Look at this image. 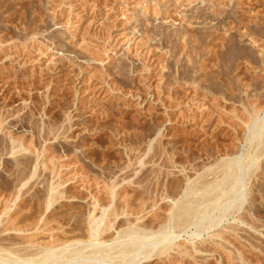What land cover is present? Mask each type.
<instances>
[{
	"label": "rangeland",
	"instance_id": "1",
	"mask_svg": "<svg viewBox=\"0 0 264 264\" xmlns=\"http://www.w3.org/2000/svg\"><path fill=\"white\" fill-rule=\"evenodd\" d=\"M263 52L264 0H0V242L53 240L14 231L39 216L26 189L62 184L84 205L107 202L112 169L126 180L115 205L137 196L118 231L140 218L172 233L186 186L245 157L242 110L256 108L264 127ZM12 140L29 152L13 155ZM257 162L239 178L243 197L212 214L222 223L194 245L196 227L181 233L178 244L201 253L143 264H264V218L251 227L254 206L264 216V155Z\"/></svg>",
	"mask_w": 264,
	"mask_h": 264
},
{
	"label": "bare ground",
	"instance_id": "2",
	"mask_svg": "<svg viewBox=\"0 0 264 264\" xmlns=\"http://www.w3.org/2000/svg\"><path fill=\"white\" fill-rule=\"evenodd\" d=\"M214 6H217V4ZM219 9L218 7L217 9L214 8L213 12L218 15V12H220ZM183 38H185V35ZM246 109L249 108L242 110V115L244 116L242 117L246 120L243 121V124L246 123L247 130L249 129L251 131V145L245 157L243 156L244 158L241 157L240 159H237V157L236 159L230 160H226L225 158L226 161L224 160V163L218 165V168L215 167L217 169H212L213 174L211 172V174L209 173L214 178H210L211 180L208 179L210 176L208 174L206 177L202 176L200 181L195 185L186 186L187 191H185V196L175 203V207L173 206L174 209L171 211V220L174 221L172 222L174 223V228L171 226L173 228L172 233L169 232L170 227L167 225L160 226L158 232H154V229L148 230L146 227L149 226L144 227L145 225L138 224L140 218H137L134 222L127 221L130 223L128 228L123 229L124 231L120 230L121 232L118 231L120 224H122L121 222H123V218L121 219V217L129 218L131 216L130 209H133L137 196L128 201L126 200V204L124 206L121 205L122 207L115 205L117 204V198L121 197L117 188L122 184L124 185L126 180L123 179L120 182L118 181L119 183H115L120 177L116 179L118 172L112 169L111 173L114 175L112 180L114 182H110L112 185L109 186L108 195L110 198L107 202L93 198V202L84 205L83 202L78 200L77 196H72L68 191L61 188L63 187L62 184L55 185L53 182L51 186L47 188L43 187L44 189H35L34 187L31 190L29 188L26 189V195L30 193L28 196L32 195L34 198L35 196L39 197L42 201V205L34 202L37 206L34 205L40 211L37 212L39 216L37 215L38 217L35 218V216L33 217L35 215L34 212L29 213L28 218L30 217V219L26 220L29 222L25 224V231L22 228L15 229L14 231L19 233L32 232L33 238H38L39 235L50 232L49 238L53 240H50L48 243H41L38 238V241L26 242L25 247L22 248H20V245L17 247V244L0 242V264H143V261L149 263L163 256L173 257V254L184 259L186 257L196 256V253H201L202 250L198 246L194 247V249L193 246L189 249L180 246L178 240L182 237L181 233L186 232L191 227H196L197 231L190 235V239L194 245V241L200 239L206 232L211 231L222 223L221 220L223 219L221 218L225 217L226 212L235 205V202L245 192V185L239 180V178L242 179L240 177L243 175L242 172L256 167L255 162L258 163L257 161L264 155V127L259 122L256 108L254 110ZM262 137L263 142L260 146L261 143H259L260 141L257 142V140ZM23 151L24 153L29 152L26 147L23 148L22 143L17 145V141L12 140L11 153L18 155ZM141 164L143 165V163ZM255 169L257 171L259 167L257 166ZM24 181H22L23 183L20 181L22 184L20 183L21 185H18L19 187L15 189L17 191L15 192L16 194H13L15 195L14 198L12 197V200H8L5 203L4 215H9L13 208L17 206L18 202H21V198L24 195L23 190L28 186L27 183L24 184ZM187 181L190 182V179H187ZM223 199H225L224 202H222ZM221 207L225 209V214L223 213V216H219L218 218H216L217 216L212 218V214ZM2 217L3 215L0 214V220ZM252 217H254V222H251V227L257 230L258 226H256V222H260L264 218L257 206L252 208ZM208 218H210L208 223L203 224V221H206ZM67 220L70 223H66ZM242 220L244 221V219ZM63 222L67 225L65 226ZM117 225L118 228L116 227ZM64 227H67V229ZM176 229L177 231H175ZM55 230L63 231V240H54L55 234L52 232ZM79 231H82V233L79 234ZM114 231H116L115 233L118 234L119 238L108 240V237L112 234L111 232ZM121 234L124 236L120 237ZM0 235L3 236L1 232ZM240 256H242L241 261L245 262L244 259L247 256L243 258V254L241 255V253ZM4 257L6 260L3 259Z\"/></svg>",
	"mask_w": 264,
	"mask_h": 264
}]
</instances>
